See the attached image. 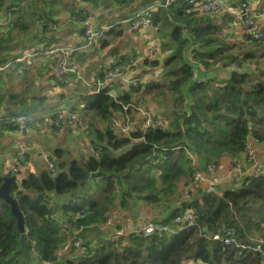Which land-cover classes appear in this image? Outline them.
Listing matches in <instances>:
<instances>
[{"label": "trees", "instance_id": "trees-1", "mask_svg": "<svg viewBox=\"0 0 264 264\" xmlns=\"http://www.w3.org/2000/svg\"><path fill=\"white\" fill-rule=\"evenodd\" d=\"M100 1L0 0V16L11 18L7 34L0 36V51L7 48L13 32L26 33L24 45L33 44L32 37L41 34L45 38L56 29L58 19L83 16L86 9L80 7V2L99 6L112 0H103V4ZM122 1L130 8V29L139 34L134 23L151 6V27L146 32L155 28L156 33H151L157 45L171 53L162 61L159 56L145 57V65L160 67L165 79L145 83L138 79L118 97L111 94L109 87L95 90L85 97L84 113L90 115L92 144L99 154L60 161L55 173L45 168L9 183L8 190L25 219L32 257L29 264H183L187 260L202 264H263L264 172L243 176L235 185L220 186L216 191H210L208 186L193 191L191 186L192 155L197 157L196 165L203 174L210 175V163L218 164L224 157L237 160L251 138L264 143V56L256 57L250 52L223 55V48L214 49L216 45L230 46L223 27L216 25L224 10L205 12L202 5L207 0H174L167 7L160 5L165 0ZM124 25L116 24L106 35L122 36ZM43 38L42 41L48 39ZM223 59L241 66L252 60L259 66L256 72L234 70L227 80L205 74L211 62ZM6 60L7 56H0V64ZM198 65L206 68L199 71L200 77L194 76ZM148 96L165 102L163 117L154 113L158 122L146 127ZM0 99L1 105V93ZM13 102H17L16 97ZM118 123L129 125V131L124 133ZM11 128L0 124V132ZM6 175L10 173H0V185ZM187 185L188 195L183 196L181 187ZM137 201L153 208L160 206L157 209L167 213L158 220L167 223L192 210L197 225L152 237L134 232L111 237L86 254L58 255L67 239L61 227L73 230L80 224L102 223L112 208H125ZM83 213L86 214L80 217ZM229 230H234L236 239L247 247L212 238L215 233L226 235ZM0 264H27L17 218L11 204L2 197Z\"/></svg>", "mask_w": 264, "mask_h": 264}, {"label": "crops", "instance_id": "crops-1", "mask_svg": "<svg viewBox=\"0 0 264 264\" xmlns=\"http://www.w3.org/2000/svg\"><path fill=\"white\" fill-rule=\"evenodd\" d=\"M230 1H232V3H237L243 0ZM247 1L251 4L254 13L259 15L257 18L258 25L264 29V0ZM117 2L118 0H112L108 5L103 4L99 6H93L88 2H80L79 5L80 7L86 9L85 14H93L95 16L97 25L109 26L113 24L111 29H114L113 27L118 23H127L129 25L128 18L131 16L130 8L128 11L124 10L125 12L123 15L117 13L115 10L118 4ZM118 7L122 9L121 4H119ZM226 15L227 13L224 12V15L217 18L216 25H221L223 27L224 38L230 47L227 48L221 45H216L214 49L223 48V55L238 56L241 53L250 52L256 57H260L261 55L264 56V39L252 41L246 35L242 25L234 18ZM73 17L64 16L63 18L58 19L56 29L53 32L47 34L45 38H43L44 36L41 34H37V36L34 38L32 37V40L34 41L33 44L27 43L24 45V43H21L17 45L11 41H8L7 48L0 51V56L2 57L8 55H18L16 59L24 58L22 68L20 70H18V68L15 69V71L5 70L2 73L5 74L8 72H13L10 73V75L5 74L6 76L0 73V87L3 89V92L0 93L4 98L2 99L3 102L0 105V118L5 119L10 114L13 116V114L19 110L29 117H31L29 114L31 110L37 113L36 116L31 117L27 127L24 128L26 129V132H24V129L19 131L13 127L6 130V134L4 131L0 132V173L7 172V162L5 156H3L6 151L17 147V143L19 141L27 143L29 147L27 151L26 172L21 176H18L17 180H20L23 178V176H26L30 172L39 173L43 169L47 168L45 158L48 156L46 153L51 155L53 154L52 157L50 155V159L57 164L62 160H81L90 154L88 143H92L93 136L89 126L90 115L84 113V107L86 104L85 97L94 92L93 87L96 86H91L94 79L99 77L103 78L108 69L122 68L131 61L143 59L136 63V71L134 69V72L136 73V76L139 78V80L153 81L157 80V78H160L161 80L165 79L160 67L145 65V57L151 58L153 56L150 55L149 48H147L144 43H154L150 40V38L147 37V33L141 32L140 34L138 33V35L135 31L130 30V25H124L122 26V30H124L122 36L116 37L111 33L110 35H106V38L103 41L96 42L89 48H83L82 46L84 44V39L82 35L84 23L83 21ZM7 18L8 17L5 15L0 16V36L7 34L9 23H1L3 19L7 20ZM153 32L156 33L155 28ZM23 35L27 37L26 33H23ZM151 35L154 36L152 33ZM128 36L132 38L129 48L131 50L132 56L135 55L130 59L124 55L126 51L121 52L119 49L120 41H118L117 45L113 46L114 41L121 38L123 41L127 39ZM42 38L43 40L46 38L48 39L42 41ZM49 45L73 46L77 48V50L70 55L72 66L76 71L72 74L71 86H66L61 81V76L58 70L59 61L62 57L61 55L46 56L41 58H29V56H26L35 48ZM108 48H110L109 52L115 50L117 54L108 55L109 57L106 60H104L103 57H99V54L102 52L104 53V51L108 50ZM235 49H237V51H235ZM21 52H23V54H20ZM169 53H171L170 50L167 51L164 48H161V50H159V58H161V61L162 58L169 55ZM25 60H28V62L25 63ZM9 61H13V58L6 60L3 63H7ZM236 63L237 62L234 60L228 61L227 59H223L220 62H211L207 69L205 68L206 75L211 78L227 80L230 78L234 70H241L243 68L242 70L244 71L256 72L259 66L258 63L252 60L244 61L243 66ZM262 64L264 65V60L262 61ZM34 65H36L35 69H33ZM202 67L204 68V66ZM12 74H15L16 77L10 78ZM77 75H79L81 79L78 78ZM196 76L199 77L198 71L196 72ZM12 79H15V81L20 84L21 90H23L20 99L16 97V92L11 90L9 87V83L12 81ZM35 87H37L36 90L33 89ZM105 87H109L111 94L115 97H118L120 92L126 88H129L130 86L127 87L125 81L113 80L107 82L104 85V88ZM76 92H79L77 98H75ZM14 97L17 99L16 103L13 102ZM149 102L155 103V101H147L146 103ZM65 103L73 108V110L77 111L80 117V124L76 126H70L63 123L59 128H53L55 125L52 124L51 121L55 118V112L62 105H65ZM137 115L138 113L134 112V116L138 119L139 115ZM87 118L88 121H86ZM34 134L42 136V143L35 142L33 140ZM76 136H81L84 139L85 142L83 146L74 143V138H76ZM248 143H250L252 146L258 161H260L261 166H263L264 143H258L253 138H251ZM64 145L69 146L68 151L64 150L63 152L62 146ZM76 146L79 147V151L76 149ZM235 161H239L245 165V175L254 174L256 172V167L254 165L246 163L245 153L242 154L237 160H234L231 157H224L217 164V168L213 173V176L210 177L215 188L225 185L227 186V179L230 175V169ZM204 183H195L192 181V190L196 191L198 187L208 186L207 183ZM187 187L189 189L188 185ZM117 208L119 209L120 213L116 219V224L113 226V229L110 228L109 230V228L103 224L104 222L98 223L96 225L91 224L87 227L84 232V239L86 245H88V249L98 247L100 244L108 241L111 237L117 238L121 235L127 236L130 233H134L148 219H162V216L167 213L166 211H162L160 209L159 212L157 211L158 213H156V209L154 211L152 206L140 201H137L136 203H130L129 206H126L125 208H121V206H117ZM81 216L82 214L80 217ZM70 222L71 221L66 219L68 227L72 228ZM68 231L72 232V230L69 229ZM183 264L202 263L187 260L184 261Z\"/></svg>", "mask_w": 264, "mask_h": 264}, {"label": "built area", "instance_id": "built-area-1", "mask_svg": "<svg viewBox=\"0 0 264 264\" xmlns=\"http://www.w3.org/2000/svg\"><path fill=\"white\" fill-rule=\"evenodd\" d=\"M174 0H165L164 2L160 3L161 6L167 7L168 4L173 2ZM194 1V0H192ZM151 7V6H150ZM149 7V9H150ZM202 8L207 13H216L220 10H224L227 14L233 16L237 22H239L245 30L246 35L249 36L250 39L253 40H261L264 39V29L258 25V16L254 13L251 4L247 0H243L237 3L229 2L228 0H207L203 3ZM143 14L140 17V20L134 23L133 28L139 30L140 32H145L148 28L151 27V14L149 12ZM147 11V10H146ZM145 12V11H143ZM10 17L7 18L5 23L10 22ZM76 19L83 21L84 29H83V39L84 44L83 48H89L90 46L94 45L96 42L102 41L106 37V32L108 29L112 27V25H97L95 21V16L93 14H84L83 16H78ZM154 46H152L149 51L150 55L154 52ZM77 48L73 46H63V45H53V46H41L38 48L33 49V51L26 56L29 58H41L46 56H53V55H61V59L59 61V74L61 76V81L66 86L72 85V74L75 69L72 66V62L70 60V55L74 53ZM21 61L22 59H16V61ZM137 60L129 62L123 68H111L107 70V73L103 78L99 77L94 79L91 86L95 90H100L104 85L113 80H121L127 82L135 81L137 83L138 77L134 76V69L136 66ZM12 66H15V62L9 61L7 63L0 64V73L4 72L7 69H10ZM196 76V72L194 73ZM78 78L81 79L79 75ZM146 80L145 82H147ZM1 100V99H0ZM154 111L150 109L148 112H144L146 116V127H149L153 123L158 122L154 115ZM1 115V113H0ZM0 120H4L1 119ZM6 120L13 124L16 129L19 131L23 130L27 127L28 121L30 118L28 116H9ZM114 122L117 123V118H113ZM80 123L79 114L76 113L73 108L68 107L66 105H62L56 112L55 118L52 121V124H55V127H60L63 123L67 125H74L76 123ZM120 129L127 133L129 131V125L122 126L118 123ZM14 128V127H13ZM246 163L254 165L256 167L257 173L264 172V167L261 166L260 161H258L255 151L250 148V143L246 145ZM88 149L91 152H94L96 155L99 154V149L96 148L91 142L88 143ZM3 156H5L7 162V172L11 174H16L21 176L26 171V161H27V150L25 147V143L19 141L17 143V147L14 149L6 151ZM192 166L194 170V174L192 176L193 182L201 183L205 182L208 184L210 191H216V188L213 184V181L210 178H205L203 176V172L198 168L196 165V161L192 158ZM45 163L47 169L55 173L57 171L56 163L49 158H45ZM217 168V164L210 163L207 167V172H215ZM246 169L245 165L239 161H235L232 164L230 169V175L227 179V184L229 186H233L238 183L243 176H246ZM253 175V174H250ZM249 175V176H250ZM204 183V184H205ZM183 196L188 195V187L182 186L181 187ZM119 209L112 210L109 212L106 220L104 221V225L107 228H112L116 224V219L119 216ZM197 225L196 217L194 212L191 211H184L182 214L176 216L174 218L173 223H167L158 219H148L145 223L139 227L135 233L143 236V237H152L156 235L162 234H174L180 229L187 228V227H194ZM88 226H80L72 230L71 235H66L67 239L61 246L60 250L58 251V255H68L70 253L74 254L76 252L80 254H86L88 252V245L85 243L84 239V232ZM214 240H222L224 244H236L238 247H247L241 244L235 236L234 230H229L226 235H221L219 233H215L212 235ZM260 245L257 246L259 248ZM256 248V249H257ZM71 254V255H72ZM41 264H51L49 261H44ZM264 264V263H263Z\"/></svg>", "mask_w": 264, "mask_h": 264}, {"label": "rangeland", "instance_id": "rangeland-1", "mask_svg": "<svg viewBox=\"0 0 264 264\" xmlns=\"http://www.w3.org/2000/svg\"><path fill=\"white\" fill-rule=\"evenodd\" d=\"M103 0L102 1H100V3L101 4H103ZM119 4H121V6H122V9L120 8V7H118L119 6ZM125 6V3L122 1V0H118V4H117V7H116V11H117V13H119V14H121V15H123L124 14V10H129V7H124ZM119 21H121V20H119ZM129 23V22H128ZM124 24V23H123ZM113 25V24H112ZM125 25L126 26H129L127 23H125ZM112 28V27H111ZM110 28V29H111ZM128 28V27H127ZM130 30H132V29H130ZM132 31H134V30H132ZM153 30H150V31H148V32H146V33H148L147 34V37L148 38H150V40H153L154 41V43L152 44V43H150V42H145L144 43V45L147 47V48H151L152 46H154V52L152 53V56L153 57H151V58H155V57H157V56H159V50H161V48L157 45V42L155 41V39H154V36H152L151 35V32H152ZM138 34V33H137ZM136 35V34H135ZM139 35V34H138ZM137 35V36H138ZM130 36V35H129ZM127 37V39H125V40H123L122 41V38L121 39H119V40H116V41H114L113 43V46H115V45H117V43H118V41H120V47H119V49L121 50V52H123V51H126L125 52V57H129V59L130 58H133L135 55H133L132 56V53H131V50H130V48H129V45L131 44V41H132V38L131 37ZM25 38H27L26 36H24L23 35V33L22 32H13L12 34H11V42L12 43H14V44H17V45H19V44H21V43H26V40H25ZM106 38V37H105ZM252 41H258V40H253V39H251ZM111 48V47H110ZM110 48H108V50H106V51H104V53L102 52V53H100L99 54V57H103L104 58V60H106V59H108V55H111V54H117L116 52H115V50H113L112 52H109V49ZM242 48V47H241ZM241 48H237V49H241ZM237 49H235V51H237ZM107 52H108V54H107ZM20 54H23V52H21ZM19 54V55H20ZM73 54V53H72ZM137 55H140V54H137ZM17 56L18 55H8L7 56V60H9V59H12L13 58V60H14V62H15V66H12L10 69H7V70H9V71H15V69H17L18 68V70H20L21 68H22V63H23V60H24V58H23V60H21V61H16V58H17ZM191 56H193L192 55V53H191ZM126 59V58H125ZM140 61L141 60H143V59H139ZM139 60L137 61V62H139ZM220 61H222V60H219V62ZM25 63L26 62H28V60H25L24 61ZM35 67H36V65H34V68L33 69H35ZM136 68H137V65H136ZM136 68H135V71H136ZM32 69V70H33ZM204 70L205 68H203L202 66H200V65H198L197 66V70H198V74H199V77H200V70ZM10 73H13V72H8V73H5V74H9L10 75ZM4 76H6L4 73H2ZM205 74H206V72H205ZM134 76H136V73H134ZM16 76H15V74H12L11 76H10V78H15ZM151 80H148L147 82H150ZM144 83H145V81H143ZM136 82L135 81H133V82H127L126 83V86L127 87H129V86H131L132 84H135ZM9 87H10V89L11 90H13V91H15L16 92V97L17 98H21V96H22V92H23V90H21V87H20V84L19 83H17V81H15V79H12V81L9 83ZM34 90H36L37 89V87H35V88H33ZM20 90V91H19ZM79 94V92H76V96H75V98H77V95ZM62 100H67V99H62ZM147 101H155V103L154 102H149L150 104H148V106H149V108L151 109V110H153L154 111V113L156 114L157 113V115H159V116H161V117H163V115H162V113L164 112L163 111V107H162V103H164L165 101L164 100H153L151 97H147ZM169 102H168V100H167V104H168ZM16 105V104H15ZM14 105V106H15ZM65 105L66 106H68V107H70L69 105H67L66 103H65ZM139 106V105H138ZM138 106H136V107H138ZM135 107V108H136ZM58 110V109H57ZM159 111H161L160 113H159ZM29 114H30V116L31 117H33V116H36L37 115V113L35 112V111H33V110H31V112H29ZM23 115H25V116H27L26 114H24V113H22L20 110L19 111H17V113H14L13 114V116H23ZM151 115L153 116L154 114H152L151 113ZM9 116H11V114L9 115ZM8 116V117H9ZM29 117V116H28ZM31 117H29L30 119H31ZM90 117V116H89ZM91 119V118H90ZM30 121V120H29ZM29 121H28V123H29ZM39 121V120H38ZM86 121H88V118L86 119ZM89 122H90V120H89ZM4 123H6L9 127L10 126H12V127H14L15 128V126L13 125V124H11V123H9L7 120L5 121V120H3V121H1L0 120V124H4ZM31 124V123H30ZM89 124V123H88ZM4 132H5V134H6V130H4ZM51 132H53V131H51ZM4 134V133H3ZM33 140L35 141V142H39V143H42V136L41 135H35L34 134V137H33ZM84 139L81 137V136H76V138H74V143L75 144H80L81 146H83L84 145ZM25 143V142H24ZM25 144H27V143H25ZM28 148L29 147H26V150L28 151ZM62 150H63V152H64V150L65 151H68V149H69V146L68 145H64V146H62ZM76 149H78V151H79V147H77L76 146ZM60 150H61V148H60ZM79 154V153H78ZM46 155L48 156L47 158H49L50 159V155L51 154H49V153H46ZM53 155V154H52ZM52 155H51V157H52ZM55 156H57V155H55ZM85 156V155H84ZM192 158L196 161V163H197V160H196V156L195 155H192ZM62 161H64V160H62ZM193 161V160H192ZM56 163V162H55ZM56 167H57V163H56ZM26 172V171H25ZM24 172V173H25ZM23 173V174H24ZM227 186H229L228 184H227ZM155 208L153 209L154 211H155V209H156V213H158L159 212V209L161 210V208H159V209H157L158 207H160V206H158V205H153ZM162 206H164V205H162ZM112 210H117V207H114V208H112L111 210H110V212L112 211ZM158 211V212H157ZM120 212V211H119ZM104 224V223H103ZM111 229H113V227L111 228ZM110 230V229H109Z\"/></svg>", "mask_w": 264, "mask_h": 264}, {"label": "water", "instance_id": "water-1", "mask_svg": "<svg viewBox=\"0 0 264 264\" xmlns=\"http://www.w3.org/2000/svg\"><path fill=\"white\" fill-rule=\"evenodd\" d=\"M24 132H26V129H24ZM3 179L4 181L0 185V197H2L8 203L11 204L12 212L18 221V230L20 233V245L23 248V255H24L25 261L27 264H29L32 261V257H31L29 245L26 241L27 233H26L25 219L21 211L18 209L16 200L12 197V195L10 194L8 190L9 183L12 181H17V175L16 174L6 175L4 176ZM206 230H207V227L204 228V231Z\"/></svg>", "mask_w": 264, "mask_h": 264}, {"label": "bare ground", "instance_id": "bare-ground-1", "mask_svg": "<svg viewBox=\"0 0 264 264\" xmlns=\"http://www.w3.org/2000/svg\"><path fill=\"white\" fill-rule=\"evenodd\" d=\"M93 83V82H92ZM76 112V111H75ZM77 113V112H76ZM80 118V117H79ZM54 124V123H53ZM78 124H80L79 122L78 123H76V124H74V125H70V126H76V125H78ZM55 125V124H54ZM25 147H28V145L27 144H25ZM250 148H252V146L250 145ZM246 151H247V147L245 148V150H244V153H245V155H246ZM92 154L94 153V152H91ZM95 154V153H94ZM194 174V173H193ZM203 176L205 177V178H210V177H212L213 176V172H210V175H204L203 174ZM186 211H191V212H193L192 210H186ZM85 215V213L84 214H82V216H84ZM82 225H84V224H81L80 226H82ZM79 226V227H80ZM85 226V225H84ZM60 232L63 234V235H71L72 234V232H69L67 229H66V227H61V229H60Z\"/></svg>", "mask_w": 264, "mask_h": 264}]
</instances>
